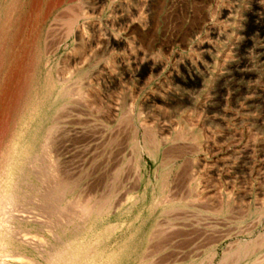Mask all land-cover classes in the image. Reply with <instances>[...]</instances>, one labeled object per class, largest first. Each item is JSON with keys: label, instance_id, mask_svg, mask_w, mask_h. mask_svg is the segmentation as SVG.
Listing matches in <instances>:
<instances>
[{"label": "rangeland", "instance_id": "rangeland-1", "mask_svg": "<svg viewBox=\"0 0 264 264\" xmlns=\"http://www.w3.org/2000/svg\"><path fill=\"white\" fill-rule=\"evenodd\" d=\"M20 1L0 83V264H264L263 10Z\"/></svg>", "mask_w": 264, "mask_h": 264}, {"label": "bare ground", "instance_id": "bare-ground-1", "mask_svg": "<svg viewBox=\"0 0 264 264\" xmlns=\"http://www.w3.org/2000/svg\"><path fill=\"white\" fill-rule=\"evenodd\" d=\"M10 2H11V5L12 6H10ZM14 2V3H13ZM20 3H21V1L20 0H7V2L0 8V83H1V81L2 80H4V78L6 77V74L8 73L9 74V72H10V70H9V67H11V64H12V58L14 59V57H13V55H12V53H13V44L11 45V41H12V37H13V34H14V32L16 31L15 29L17 28V24H18V16H17V18L15 19V20H17V21H14L13 23H11V19H12V13H13V11H20V9L22 8V6L20 7ZM248 4H249V8H250V10H251V12H255V11H257V10H259V9H261V10H263V14H264V7H263V4H264V0H249L248 1ZM25 8V7H24ZM22 12V11H21ZM27 15V14H26ZM264 16V15H263ZM21 17H22V15H21ZM19 19H20V17H19ZM261 19V18H260ZM20 30V29H19ZM15 37H16V35H15ZM15 39V38H14ZM17 41V40H16ZM20 41V40H19ZM15 43V42H14ZM114 45H119L120 44V41L119 40H116V41H114V43H113ZM258 48V47H257ZM261 48V49H260ZM259 49L260 50H263L264 49V44L260 47ZM258 49V50H259ZM16 53V52H15ZM156 67V65L154 64V65H152L151 66V68H150V66H141L140 68H135V70L132 72V74H133V76H135V77H137V78H142L149 70L150 71H152L154 68ZM185 67L188 69V71L189 72H191V74H192V77H193V79L196 81L195 83H196V85L197 84H199V83H201V80H202V78H203V76H204V74H205V72L204 71H202V72H204V73H201V72H199L195 67H194V65L192 64V63H186V65H185ZM9 70V72H7ZM47 75V74H46ZM48 77V76H47ZM46 83V82H45ZM41 88V87H40ZM42 89H44V88H42ZM63 91V90H62ZM2 92V91H1ZM49 94V93H48ZM50 95V94H49ZM183 96H186V97H188V95L186 94H182ZM40 96V95H39ZM45 96V95H44ZM46 99V98H45ZM42 100V99H41ZM36 102H38L37 100H36ZM39 102H40V100H39ZM27 104V103H26ZM34 109V108H33ZM39 109V108H38ZM37 109V110H38ZM24 117H26V115L24 116ZM25 121V123H24V130H25V128H27V118L26 119H24ZM19 146H18V150L21 152V155H22V150H23V148H24V146L25 145H27V144H25L26 143V134H22V135H19L18 137H17V139H16V141H15ZM16 146V145H15ZM27 147V146H26ZM34 149V148H33ZM17 150V151H18ZM24 150H25V148H24ZM26 152V151H25ZM24 155V154H23ZM12 156V155H11ZM29 157V156H28ZM9 158H10V156H9ZM23 158V157H22ZM25 159V158H24ZM17 162H19V161H17ZM5 163V162H4ZM21 165H22V163H20ZM40 164V163H39ZM16 166V165H15ZM6 167V166H5ZM17 168V167H16ZM16 168H15V170H16ZM23 168V167H22ZM20 169V168H19ZM51 169V168H50ZM24 170V169H23ZM13 171V170H12ZM17 171H18V169H17ZM24 173V172H23ZM25 177V176H24ZM17 178V177H16ZM24 179V178H23ZM9 181V180H8ZM10 184V183H9ZM67 185V184H66ZM12 186V185H11ZM10 186V187H11ZM17 187V186H16ZM13 188V187H12ZM15 188V187H14ZM15 192H17L16 190H14ZM110 191V190H109ZM10 192V191H9ZM1 193V192H0ZM8 193V192H7ZM9 195H10V193H8ZM15 195V194H14ZM20 195V194H19ZM62 195V194H61ZM21 198V197H20ZM61 198V197H60ZM19 199V198H18ZM86 201V200H85ZM35 202V201H34ZM3 203V202H2ZM104 203V202H103ZM106 203V202H105ZM104 203V204H105ZM89 205V204H88ZM108 210V209H107ZM106 210V211H107ZM17 212V211H16ZM97 212V211H96ZM18 213V212H17ZM83 213H85V212H83ZM19 214V213H18ZM101 214V213H100ZM21 215V214H20ZM20 215H19V217H20ZM23 215V214H22ZM86 215V214H85ZM92 215V214H91ZM91 215H89V217L91 216ZM92 216H94V215H92ZM87 217V216H86ZM21 219L23 218V216L22 217H20ZM87 219H88V217H87ZM40 220V219H39ZM85 220H86V218H85ZM89 220H90V218H89ZM24 221V220H23ZM31 221V220H30ZM93 221V220H92ZM1 222V221H0ZM17 222V221H16ZM15 222V223H16ZM38 222V221H37ZM48 223V222H47ZM38 224V223H37ZM85 224V223H84ZM4 225V224H3ZM41 225V224H40ZM81 226V225H80ZM83 226V225H82ZM94 227V226H93ZM3 228V227H2ZM90 229V228H89ZM85 230V229H84ZM88 230V229H87ZM10 231V230H9ZM12 232V231H11ZM90 232V231H89ZM6 233V232H5ZM17 233V232H16ZM24 233V232H23ZM94 233H95V231H94ZM107 233V232H106ZM22 234V233H21ZM27 234H29V232L27 233ZM80 233H78V235H79ZM95 234H97V233H95ZM32 235V234H31ZM98 235H100V234H98ZM109 235V234H108ZM28 236H30V235H28ZM20 237H23L22 235L20 236ZM27 237V236H26ZM31 237V236H30ZM76 237V236H75ZM103 237V236H102ZM101 237V238H102ZM25 238V237H24ZM32 238H34V237H32ZM83 238V237H82ZM9 239H10V237H9ZM21 239V238H20ZM29 239V238H28ZM69 239V238H68ZM75 239V238H74ZM3 240V239H2ZM23 240V239H22ZM25 241L24 242H29V241H27L26 239H24ZM30 240V239H29ZM35 240V239H34ZM41 240V239H40ZM73 240V239H72ZM83 240V239H82ZM18 241V240H17ZM32 241V240H31ZM38 241V240H37ZM36 241V242H37ZM45 241V240H44ZM59 241V240H58ZM85 241H86V239H85ZM92 241V240H91ZM23 242V241H22ZM40 242V241H39ZM90 242V241H89ZM88 242V243H89ZM92 242H94V241H92ZM1 243V242H0ZM38 243V242H37ZM37 243H36V245H37ZM41 243V242H40ZM39 243V244H40ZM81 243V242H80ZM84 244L82 245V246H85V244H87V243H85V242H83ZM95 243V242H94ZM9 244V243H8ZM7 244V245H8ZM38 244V245H39ZM70 244V243H69ZM79 244V243H78ZM19 245H20V243H19ZM96 245V244H95ZM25 246V245H24ZM92 246V245H91ZM100 246H101V244H100ZM8 247V246H7ZM30 247V246H29ZM35 247V246H34ZM81 247V246H80ZM51 248V247H50ZM68 248V247H67ZM82 248V247H81ZM93 248H94V246H93ZM45 249V248H44ZM70 249V248H69ZM72 249V248H71ZM88 249V248H87ZM241 249V248H240ZM247 249V248H246ZM54 250H56V249H54ZM75 250H77V249H75ZM97 250V249H96ZM102 250V249H101ZM72 251V250H71ZM87 251V250H86ZM89 251H91V250H88L87 251V253L89 252ZM99 251V250H98ZM4 252V251H3ZM70 252V251H69ZM69 252H67V253H69ZM92 252V251H91ZM76 253V252H75ZM98 253V252H97ZM102 253V252H101ZM64 254H66V252L64 253ZM78 254V253H77ZM94 256H95V254L94 253H92ZM103 254V253H102ZM101 254V255H102ZM110 254H112V253H110ZM87 255V254H86ZM88 255H90V253H88ZM92 255V256H93ZM61 256V255H60ZM60 256H58V257H60ZM109 255H107V256H105V258L106 257H108ZM111 256V255H110ZM2 257V256H1ZM16 257V256H15ZM14 256H13V259H15V260H9V261H13V263L14 264H24V262L23 261H25L26 259H22V261L21 260H18V259H16ZM63 257V256H62ZM89 257V256H88ZM18 258V257H17ZM64 258H66V257H64ZM93 258V257H92ZM98 258V257H97ZM99 258H100V256H99ZM110 258V257H109ZM108 258V259H109ZM52 259V258H51ZM73 259V258H72ZM82 259V258H81ZM103 260H104V258H102ZM145 259V258H144ZM4 260V259H3ZM8 260V259H7ZM6 260V261H7ZM103 260H101V261H103ZM107 260V259H106ZM27 261V260H26ZM58 261V260H57ZM64 261V260H63ZM62 261V262H63ZM92 261V260H91ZM111 261V260H110ZM152 261V260H151ZM38 262V261H37ZM95 262H96V264L98 263L96 260H95ZM139 262H141V261H139ZM143 262H145L144 260H143ZM1 263H2V261H1ZM4 263V262H3ZM32 263V262H31ZM60 263V262H59ZM72 263V262H71ZM94 263V262H93ZM147 263H149V262H147ZM237 263V262H236ZM6 264H7V262H6ZM10 264V263H9ZM12 264V263H11ZM27 264V263H26ZM66 264H68V263H66ZM106 264H107V262H106ZM136 264H137V262H136Z\"/></svg>", "mask_w": 264, "mask_h": 264}]
</instances>
